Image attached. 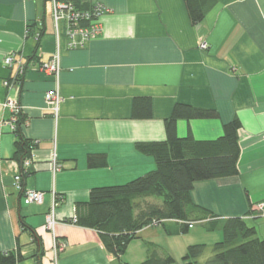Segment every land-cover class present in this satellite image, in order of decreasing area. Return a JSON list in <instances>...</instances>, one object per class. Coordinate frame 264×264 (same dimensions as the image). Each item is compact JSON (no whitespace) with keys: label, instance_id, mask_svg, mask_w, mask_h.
Segmentation results:
<instances>
[{"label":"crops","instance_id":"crops-1","mask_svg":"<svg viewBox=\"0 0 264 264\" xmlns=\"http://www.w3.org/2000/svg\"><path fill=\"white\" fill-rule=\"evenodd\" d=\"M93 3L108 8L100 18L101 34L83 48L68 49L61 32L56 84L37 67L57 48L50 4L0 0V252L19 248L24 260L16 264H138L150 242L178 263L186 252L184 234H167L161 225L144 227L118 259L96 230L72 221L75 203L86 202L91 188L121 185L155 169L154 159L135 145L166 139L164 119L176 103L219 115L179 120L181 138L190 133L195 140H214L223 124L240 121L238 174L195 183L191 199L215 215L216 229L222 220L240 217L264 240V215L255 208L264 203V0H215L195 27L183 0H76L81 9ZM33 23L43 29L38 47L27 32ZM7 55L23 64L28 60L22 81L15 80V66L4 64ZM56 86L62 101L54 117L44 98ZM8 97L21 106L24 136L37 143L23 184L45 193L40 205L26 204L12 185L19 166L13 159L14 125L3 106ZM136 97L151 100V118H132ZM89 154H105L108 165L88 168ZM52 193L59 200L51 231L45 216ZM22 219L35 234L22 227ZM167 224L176 229L174 222ZM200 225L204 238L216 231ZM54 243L64 245L56 255Z\"/></svg>","mask_w":264,"mask_h":264},{"label":"trees","instance_id":"trees-1","mask_svg":"<svg viewBox=\"0 0 264 264\" xmlns=\"http://www.w3.org/2000/svg\"><path fill=\"white\" fill-rule=\"evenodd\" d=\"M215 0H183L192 26L199 25ZM28 36L35 38L36 47L43 29L37 23L28 27ZM35 54L31 57L35 58ZM30 59V60H31ZM25 67L28 60L24 62ZM22 76L16 81H22ZM152 104L148 97H136L132 104V118L149 119ZM218 112L188 104L176 103L168 118L164 119L166 139L158 142H138L136 149L151 156L155 169L127 183L93 187L86 202H77L72 221L84 228L98 232L104 248L120 259L137 232L147 226L161 225L167 234H186L192 225L204 224L214 231L218 221L215 215L192 202L194 184L238 174L240 154L238 131L240 121L235 118L223 124V133L214 140H195L189 133L178 137L176 125L179 120L216 119ZM20 113L14 134L17 137L13 159L18 163L22 178L23 160L31 158L37 143L27 139L22 130ZM108 165L105 154H89L88 168H104ZM59 200V197L56 195ZM174 222L176 229L168 228ZM23 228L30 227L21 220ZM223 238L212 246L211 256L204 264H264V240L258 237L254 227L243 218L231 217L221 221ZM34 234L35 231L30 229ZM147 257L138 264H177L175 259L159 245L146 242ZM206 244L187 246L182 257L183 264H198L206 250ZM19 248L0 252V264L22 262ZM121 264H130L121 262Z\"/></svg>","mask_w":264,"mask_h":264},{"label":"built area","instance_id":"built-area-1","mask_svg":"<svg viewBox=\"0 0 264 264\" xmlns=\"http://www.w3.org/2000/svg\"><path fill=\"white\" fill-rule=\"evenodd\" d=\"M51 7V19L55 30V36L57 40V48L55 53L46 61L40 63L37 67L40 71L53 76L56 84L58 83L60 73V51H59V37L61 32L67 37L68 49H79L85 47V45L95 39L101 34L100 18L108 12V8L100 3H93L89 9H81L77 6L76 0H46ZM201 47L205 49L206 43H201ZM4 64L10 68L16 67L15 80L17 77L23 76L25 71L23 62L15 58L14 55H7L4 58ZM46 109L51 115L57 117L59 111V105L62 98L58 92L57 86L48 90L45 93ZM3 106L10 112V121L15 126V123L21 113V106L19 102L8 97ZM32 161L31 158L23 160L22 167L26 169ZM59 167L55 161L52 162V170L55 171ZM14 189L19 192L26 204H42L45 193L43 191L26 188L23 184V178L18 172L13 176ZM53 203L51 210L45 216V226L48 230H53L56 224L54 210L58 204L56 194L52 193ZM256 209H259L264 215V203L257 204ZM64 245L60 247L57 243H54V253L57 254L59 249H62Z\"/></svg>","mask_w":264,"mask_h":264},{"label":"rangeland","instance_id":"rangeland-1","mask_svg":"<svg viewBox=\"0 0 264 264\" xmlns=\"http://www.w3.org/2000/svg\"><path fill=\"white\" fill-rule=\"evenodd\" d=\"M199 231H202V232H199ZM204 233H206V232H204L202 230V225L197 224L188 233L184 234V237H183L184 244H185V247H186L185 249H187V246H189V245L202 244V243H199V242H208V243H205L207 245L206 246V250H205L204 254L202 255V257L198 260V264H204V262L212 254V246H213V244L216 243V242H219V240H222V238H223V233H222L221 226L219 228H217L216 231L211 232L209 234V239H207L208 237L204 238L203 236H201ZM218 233H219V236L216 239V235H218ZM213 237H215V238H213ZM177 264H182V257H179Z\"/></svg>","mask_w":264,"mask_h":264}]
</instances>
